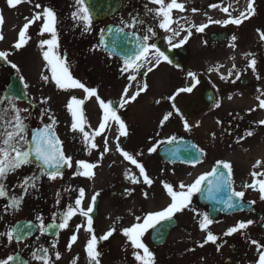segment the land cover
Masks as SVG:
<instances>
[{"label":"rangeland","instance_id":"374dc122","mask_svg":"<svg viewBox=\"0 0 264 264\" xmlns=\"http://www.w3.org/2000/svg\"><path fill=\"white\" fill-rule=\"evenodd\" d=\"M37 1L31 0L30 3L11 8L7 5V0H0V15L3 16L4 20L3 25L0 26V32L4 36V39L0 40V51L12 53L8 60L17 64L21 75L24 76L28 83L27 92L34 104L37 105L35 110L39 113V121L50 123L48 116L42 114L43 109H49L57 121L55 130L59 132L63 142V150L66 155L73 158V167L62 170V178L51 180L47 176H42L39 179L38 200L40 216L43 220L60 219L68 206H75V200L80 188L85 189L86 196L83 205L85 208L90 202L91 196L99 192L98 212L96 218L93 219L95 234L99 238L109 231L110 228L114 227L116 229L108 240H98L97 250L100 252L98 257L100 264H139L133 255L134 249L122 234V229L135 223V217H143L148 212L162 210L170 203V197L163 187L164 182L173 184L175 188H178V184L181 182L185 184L192 183L196 177L208 169L214 160L221 158L231 164L233 163L235 178H238L242 173L249 172V164L253 158H260L261 163L264 164V125L259 124L260 120H264V109L258 106V96H254H261V93L264 92V40L260 36V32H264V4L261 0H255L253 5L255 15L243 21L240 25H234L231 28L233 36L236 37L235 42L233 41L234 47L231 45V48L226 50H220L219 48L221 47H219L216 51L207 52L205 55L192 50L190 59L185 67L181 69H173L168 62L161 61L160 65L149 77V82H151L149 96H140L135 101H130L124 108H119L118 114L120 116L124 115L129 122L127 123L128 135L127 137H120L123 144L120 147L122 146V149L130 154H139L138 157L140 159L138 161L145 164L146 172L148 176L151 175L149 177L153 181L152 185L149 186L142 182L132 184L125 179L126 172L139 175V170L135 165L123 158L120 152L116 150V145H113V143L107 145L109 151L104 153L101 158L104 145L101 143L100 136L95 137V141H97L95 143L99 144L97 145L98 147L89 149L84 142L82 134L71 129L72 117L66 108V104L71 98L68 95L70 91L60 90L54 82L46 83L41 78L45 74L50 77L51 72L42 56L46 46L43 49L41 48V50L38 47L40 45L39 39L50 38L48 34L39 35L40 22L30 26L29 35L31 39L23 48L15 50L12 47L18 40V32L26 22L25 17H31L35 12L41 11V9L35 7L36 4H46L38 3ZM68 2V5H65L61 11H56L57 17L60 15L66 18L72 17V13L76 11L74 6L76 3L75 0H69ZM247 4L248 0H238L236 9L244 11L247 8ZM106 22L102 21L92 24L91 29L86 31L87 40L85 41L82 38L81 30L75 32V28H73L72 33L58 32V36L60 35V55L66 57L72 74L75 72L80 80H83L87 85L90 84L89 82H95L100 85L99 81L107 78L108 70L105 76H101L97 67V62L104 59L98 49L97 39L100 28ZM73 23L80 24L74 20ZM58 29L59 23L57 24ZM83 30L84 27L82 26ZM195 43L193 40L191 46ZM253 51L255 54L248 58V54ZM253 58L257 61L255 72L252 69H248L247 66L248 60L251 61ZM206 59L208 60L207 62ZM76 60H79L78 64L75 62ZM211 63H217L219 66L218 68L215 66L214 75H216L217 80L219 79L218 88L222 89L216 101V104L219 103L220 107H216L215 104V107L205 114L204 110H196L194 108L191 95L189 98L191 100H188L189 103L182 102L177 108L169 99L170 94L167 98L157 99L158 94L172 92L180 86L183 82L182 71L189 69L195 75H198V73L204 74L206 67ZM78 66L87 67L95 79L85 77L86 74L82 73ZM229 72L232 74L227 76ZM245 74L249 75L254 81H257L255 78L258 76L262 77L259 81L261 89L258 94H256L257 90L254 91L255 88L251 85L240 83V77ZM237 75H239V79H236ZM222 76L225 79H222ZM114 79L118 84L122 82L121 75L115 76ZM232 81H235V83ZM234 87L239 88L241 92L239 95L238 92H232L230 95L232 98L229 99V94L226 95L227 92L225 90ZM2 90L3 85H0V95ZM77 93L81 95V92ZM46 97H50V99L46 104H42L41 99ZM76 98L81 99L77 95ZM16 104L21 109H31V106L25 102L16 101ZM3 107H6V105H0V108ZM187 107L189 109L186 112ZM82 108L86 121L85 126L89 127V130L85 131L91 134L99 126V122L102 119V110L99 106L96 107L95 102L91 100H85ZM253 108L256 110L249 111ZM177 110H179V114ZM169 112L172 113V116L161 127L160 120ZM185 120L191 125V131L185 130ZM217 121H220V123H217ZM247 130H252L254 134L251 137H246L245 133ZM173 134H184L193 137L206 151L204 161L193 166L166 164L160 159L157 150L149 153V147L151 148L157 145L159 141L170 138ZM213 134L215 135L213 136ZM241 137L244 138L240 139ZM245 149L246 151H244ZM77 160H85L98 165L93 170V178L89 179L74 174L77 170L75 166V161ZM125 189H134V191L131 195H128ZM145 192L148 193L147 198L143 195ZM260 203L264 204V201ZM192 209H195V211H192ZM202 210L203 208L196 201L195 194L192 197L189 208L176 213V215L179 218V222L185 223L197 235V227H199V221L202 218L198 213L203 214L204 210ZM77 225H84L85 227L80 228L79 232H77ZM200 231L199 229L198 234H201ZM73 234H77L78 239L69 250L67 245ZM195 234L187 233L178 228L172 232L169 241L181 237L182 239H179L182 241L179 246H174L176 247L175 251L177 250V253L190 254L188 244H193L196 237ZM148 236L149 232L145 234L143 240L149 241ZM258 237H260V243L264 244L263 231L257 235ZM88 238L86 218L76 215L71 218L68 228L61 229L57 235L51 238L46 248L49 249V255L54 264H90L85 251ZM186 239L189 242H186ZM199 240L202 243V240ZM147 241H144V243L149 247L150 251H153L154 247ZM53 244L56 245L55 249L52 248ZM172 244V242H167L155 248V264L163 262L164 251L165 249H168V251L173 250ZM201 248H206V245ZM194 249H198V246L194 245ZM194 249L191 248L192 253ZM57 251L61 257L59 260H55L54 253ZM42 254L40 252V255ZM176 256V254L168 253L164 257V262L172 264ZM257 259L256 246L251 243L248 244L245 247L243 264H254Z\"/></svg>","mask_w":264,"mask_h":264},{"label":"snow or ice","instance_id":"6c2138e0","mask_svg":"<svg viewBox=\"0 0 264 264\" xmlns=\"http://www.w3.org/2000/svg\"><path fill=\"white\" fill-rule=\"evenodd\" d=\"M30 2L31 0H7V5L11 8H16L18 5ZM254 2L255 0H248L247 8L244 11H241L237 17H233L229 12V8L224 7L221 10L227 13L229 18L224 20H212L211 17H209V22L223 26H227L228 24L238 26L243 23L244 20L255 15V8L253 7ZM75 3L78 7L76 11L72 13L73 20L82 24L85 31L90 30L93 22V16L90 11L91 5L87 2V0H75ZM150 3L158 6L155 9H148V11L150 13L154 12L155 16L159 18V28L163 29L166 33L171 32V35L166 37L168 45L171 48H179L186 43L192 35V28H194L196 32L202 33L209 26L207 23L199 25L192 24L189 29L185 30L187 31V35L183 36L178 43H173V39L178 37L180 32L171 27V24L174 22L172 12L173 10L184 11V4L180 3L179 0H150ZM35 7L37 9H41V11L35 12L31 17H25L26 22L18 32V40L12 47L15 50L23 48L31 39V36L29 35L30 26L40 22L39 35L44 36V34H49L50 36V38L40 40V47L43 49L46 46V50L43 51V59L46 61L51 72L50 77L46 74L42 75V80L46 83L54 82L56 87L63 91L81 89L85 93L84 99H77L73 96L66 104V108L72 117L71 129L82 134L84 142L89 149H96L98 147L95 143V137L101 136L108 125L112 122L118 125L119 134L116 137L117 141L120 140V137H126L128 135V130L125 121L118 114L119 108H124L130 101H135L142 92H145L148 89V84L144 82L141 85H138L137 90L131 95H129V88H131L132 85L129 84L125 87L119 101V108L114 107V103L112 101L105 102V100L100 98L97 88L88 87L73 76L66 57L60 55L59 36L57 30L58 17L56 11L52 7H42L40 4H36ZM210 7L216 8L218 5L213 4L210 5ZM192 11L195 12L197 9H193ZM136 22L142 23V21H134L132 24L126 25V27L135 28ZM3 23V16L0 15V26H2ZM101 31L103 32L104 30ZM108 31L111 32L112 29H109ZM115 31L119 34L123 30L116 29ZM154 35L155 33L153 29L149 27L147 28V34H145L142 39L135 36L133 37L136 41L135 46L131 48V55L126 54L124 66L121 69L122 72L129 73L127 77L129 81H136L137 77L140 75L147 77L149 73L153 72L154 68H157L160 65L161 61L171 63L169 57L156 45V43H149L151 36ZM260 36L261 39L264 40V32H260ZM3 39L4 36L2 32H0V40ZM124 39H128V34H124ZM232 39L235 41L236 37L233 36ZM115 47H120L123 51L128 47V45H115L114 42V48ZM11 54L12 53L9 51H0V60L9 63L11 68L15 69L19 74L20 69L17 64L8 60V57ZM256 63L257 61L255 59L250 61L249 67L253 70V72L256 71ZM215 70L216 69H211V71ZM231 74L232 73L229 72V76ZM188 76H190L193 80L196 79L195 73L189 72ZM221 78L225 79L223 76ZM259 78L260 77L258 76L257 79ZM236 79H239V75L236 76ZM19 82L22 87H13L9 93L0 97V105H6V107L0 108V197L9 196L8 185L5 181L10 174L16 173L22 167L32 165L39 170V173H33L30 176H23L20 178L18 187L22 189V195H11L10 203L8 205V207L14 209H18L20 207L23 202L24 195H27L29 189L36 187V181H38L42 176H47L51 180L62 178V169L65 167H73V158L66 155L63 150V142L60 140L55 131L57 121L50 113L49 109H43L42 114L48 116L50 123L43 124L42 127L29 129L28 124L26 123L28 117L23 115V113L29 111L28 108L21 109L16 104L17 100L28 99L29 105H32V100L28 98L26 91L29 88V85L23 75H19ZM232 82L235 83V81ZM194 86L195 85L192 87ZM192 87L178 89L177 95L183 92H191ZM257 91L260 90L257 89ZM261 96H264V92L261 93ZM93 97L98 101L99 107L102 110V119L99 122L98 128L90 134L88 131H85L86 121L82 106L84 105L86 99ZM172 98L173 97H169V99ZM231 98L232 97L229 96V99ZM49 99L50 97L42 98L41 103L46 104ZM257 100L259 101L258 106L261 109H264V99H261L260 96H258ZM157 103H159V101H157ZM216 107H220V104L217 103ZM255 110L256 109L253 108L249 111ZM177 113L179 114V110H177ZM171 116V112L165 114L160 120V126L163 127L165 122H167ZM181 118L183 119V117ZM217 123H220V121H217ZM259 124L264 125V120H260ZM184 128L186 131H191V125H189L187 120L184 121ZM29 133H31L30 139ZM253 134L252 130H247L245 133L246 137H251ZM157 135H159V133H157ZM214 135L215 134H213V136ZM243 138L244 137H241L240 139ZM176 140L177 138L172 136L168 138L167 141H159L157 145L149 148L148 151L149 153L155 152L160 143L172 144ZM237 142H239V140H237ZM116 150L120 152L125 160L135 165L139 170V175L126 172L125 179L129 180L132 184H139L142 182L151 186L153 181L148 176L145 166L140 163L134 155L122 149L119 142L116 145ZM108 151L109 148L107 146V138L105 137V144L103 152L101 153V158L104 153H107ZM184 151L187 153L190 158V162L192 163L200 162L199 156L204 155V150L195 144L187 146ZM177 152H179V149H176V151L173 152V155H176ZM196 153H199V156H197ZM260 165L261 161L258 160L253 167L257 168L260 167ZM75 166L77 169L74 173L75 175L91 179L94 177L93 170L98 165L86 162L85 160H77L75 161ZM250 175L252 177V182L245 184L244 187L257 190L260 194V199L264 200V172L253 171ZM232 176L233 172L231 163L226 161H217L216 166L213 167L211 171L199 175L192 183L185 184L181 182L178 185V188H175L173 184L164 182L163 187L166 190L167 195L170 197V203L162 210L148 212L143 217H135V223H132L130 226L122 229L123 236L127 238L130 246L134 249L133 255L135 260L138 261L139 264H155L154 254L144 243L143 237L150 229L156 230L158 225L163 226L164 222L171 221L176 213L189 208V205L192 202V197L197 193H201L202 186L205 184L207 198L209 200L224 204L228 209L242 208L241 201L245 196V192L236 191L234 189ZM133 191L134 189H125V192L128 195H131ZM99 195V192L94 193L85 208L83 205L86 193L84 188H80L78 190V196L75 200V206L67 207V210L62 214L60 223L57 225L60 229H66L69 227V222L72 217L80 215L86 218V231L89 234V238L86 242L85 251L90 264H100L98 259L100 252L97 250L98 240H108L109 237H111L116 231L114 227L110 228L109 231L99 238L95 234L91 214L94 211L97 197ZM143 195L147 198L148 193L145 192ZM249 203H255V201H251ZM192 211H195V209H192ZM198 215L202 216L199 221V227L202 231L206 232V237L204 241L199 244V247H204L205 244L211 242L212 244L217 245V251H219L220 245L217 244V241L220 237L213 234V232L209 230V226L214 222L213 219L210 218L208 213H198ZM38 219H40L39 227L42 234L53 227L52 225H48L46 227L42 218L38 217ZM253 223L254 221L252 220H248L246 222L239 221L235 226L229 227L223 235L231 236L234 233L249 228V226ZM33 227L34 226L31 222H29L27 225L13 227L6 233H0V236H6L9 243H11L14 239L16 241H20L30 234ZM82 227L85 226L77 225L76 231L79 232ZM77 239V234H73L71 236L70 242L67 245L69 250ZM250 243L256 246V251L258 253V259L255 261V264H264V244H261L255 239H251ZM55 247L56 245L53 244L52 248L55 249ZM39 251L43 254L38 255L37 252L32 253V256L35 259L41 261L42 264H54V261L49 255L48 248H42ZM54 255L55 260H59L61 258L58 251L55 252ZM14 261L16 264H27V262L22 260V258L18 255H9L4 259H0V264H11V262Z\"/></svg>","mask_w":264,"mask_h":264},{"label":"flooded vegetation","instance_id":"af4514ba","mask_svg":"<svg viewBox=\"0 0 264 264\" xmlns=\"http://www.w3.org/2000/svg\"><path fill=\"white\" fill-rule=\"evenodd\" d=\"M179 2L184 4V11L173 10L172 12V18L174 22L171 24V27L180 32V35L173 39V43H178L179 40L183 38V36L187 35V31L185 30L189 29L192 24L199 25L202 23H207L209 26L202 33L196 32L194 28L191 29L192 31L191 37H189L187 42L181 46L182 50H184L187 55L186 62L183 66L176 69H181L185 67L187 61L190 59V54L192 50L194 52H200L202 55L203 54L205 55V53L207 52L216 51L219 47H221L219 48L220 50H226L228 48H231V45H233V43L235 42V41L233 42L232 39L233 32L231 29L232 27H234V25L228 24L227 26H223L220 24L210 23L208 19L209 17H211L212 20H224L229 18L228 14L221 10L226 0H179ZM213 4L218 5V7L216 8L210 7V5ZM156 7L158 6L150 3V0H123L122 7L120 8V10L115 12L112 16L113 22L129 31L138 32L142 37L145 34H147V28L151 27L155 35L151 36L149 43L154 42L161 49V46L166 44L168 45L166 37L171 35V32L166 33L163 29H160L158 26L159 18L155 16L154 12L150 13L148 11V9H155ZM193 9H197V11L193 12L192 11ZM134 21H142V23L136 22L135 28L126 27V25L132 24ZM58 23H59L58 32L69 33L70 22L67 19H65V17H59ZM224 31H227L228 35L224 39H220ZM89 35H91V33H89ZM86 40H87V32H86ZM193 40L196 43L193 46H191ZM249 54H248V58L249 56H252L255 53L253 51L252 53L250 52ZM78 61L79 60H76L75 62L78 64L79 63ZM207 61L208 60L206 59V62ZM247 64H248L247 65L248 69H251L249 67L250 64L249 60ZM123 66H124V61L118 57H114V60L112 62H109L105 65L101 64L98 67V71L102 76H105V73L108 70L107 78L99 81L101 83L100 85H98L95 82H89L90 84L86 86L97 88L98 94L101 99H106L108 101L109 99H112L115 102V101H120L123 90L128 83L136 82V89L133 91L135 92L137 90L138 85H141L142 83L146 82L148 84V89L145 92H142L140 96L143 95L149 96V89H151V82H149V77L153 72L149 73L147 77H143L142 75H140L137 77L136 81H129L127 78L129 73L121 71ZM215 66L216 68L219 67L217 63H211L206 67L204 74L198 73V75H196V79L193 80L194 81L193 85L195 86L192 87V91L180 93L181 96L186 99L191 95L192 98L196 100L198 107L203 109L202 105L198 102V99L199 98L203 99L205 92H207V90L211 88L213 89L215 93V99L217 100V97L220 94V90L222 89L218 88L219 79L217 80L216 75H214V71H211V69H215ZM78 67L80 68L82 73L84 72V74H86L85 77L93 78L87 67L85 66H78ZM155 69L156 68H154L153 71H155ZM12 72H14V70L13 68H11V65L3 60H0V85H3V88H5L6 85L8 84ZM189 72H191L189 69H185L184 71H182L181 77L183 79V82L180 84L181 85L180 88L186 87L185 84L189 80L188 79ZM119 75H121L122 78V82L120 84H118L114 79L115 76H119ZM73 76L80 80L79 76H77L75 72L73 73ZM227 76H229V73L227 74ZM261 78L262 77H260L259 79L255 78L257 81H254L252 78L249 77V75L245 74L242 75V77H240V83L249 84L252 87H254L255 88L254 91H256L257 89L259 90L261 89V83L259 82ZM225 91L227 92L226 95L229 94V96L231 95L232 92H238V95L241 92V90L237 87L227 88ZM258 93L259 91L256 92V94ZM168 94L169 92L158 94L157 99L158 98L163 99L167 97ZM254 96H259V95H254ZM0 97H3V94H1ZM153 97L156 98L155 96ZM260 98L264 99V96H260ZM17 101L23 102L21 100H17ZM25 103L29 104L28 102ZM36 108L37 105L34 104V101L32 100L31 109L28 112L23 113L25 117H28L26 123L28 124L29 129H33L40 125L39 113L37 110H35ZM30 136L31 133H29V139ZM107 143H109L108 138H107ZM103 144H105V142H103ZM244 151H246V149ZM134 155L136 158H139L138 155L136 154ZM258 160L260 161V159L253 158L251 160V163L249 164L250 166L249 172L245 174L243 173L240 174L238 178H235V168L233 166V163L231 164L232 172H233L232 179L234 181L233 187L236 191L245 192V196L243 200H245L246 202L255 201V203H251L254 207V211H238L232 214H219L217 217L212 218L214 222L209 226V230L212 231L213 234L220 237V239L217 241V244L220 245L219 251H217V245L212 244L211 242L205 244L206 248L204 249L199 247V244L201 243L199 239H201L203 242L206 237V232L201 230L200 232L201 234H198V229H197V235H196L195 231L189 229V227H187L185 223L179 222V218L175 214L174 217L177 218L178 223L177 226L172 229L168 239L166 240V243L172 242L173 247L179 246V244L182 241L180 240L182 239L181 237H179L180 239L175 238V240L174 239L172 241L169 240L171 238L170 236L172 235V232L175 229L180 228L181 230H184L187 233H194L196 236L193 244L191 245L188 244V249L191 248L194 249V245L198 246V249H194L193 253L192 250H190V254L184 252H183L184 254L177 253V250L175 251L176 247H174L173 250L170 251H168V249H165L164 257L170 252L171 254H176L177 255L176 259L172 264H243V258L245 256V247L248 244H250L251 239H255L258 242H260V237L257 238V235L261 231L264 232L263 229L264 204L260 203L263 202L264 200L260 199V194L257 190L248 189L244 187L245 184L252 182V177L250 175L251 172L253 171L264 172L263 163H261L260 167L257 168L253 167V165L256 164ZM217 161H226V160L222 158L218 160H214V162L211 165H209L210 166L209 168L211 169L216 164ZM68 168L69 167H65V169ZM33 173L38 174L39 170L34 165L25 166L22 167L20 170H18L16 173L10 174L7 180L5 181V183L8 185L9 196L0 197V233H6L7 231L11 230V228L15 226L16 222L19 219H25L27 224L31 222L33 226L35 224V230L31 232L29 236H26L24 239L20 241H16L14 239L11 243L8 242L6 236H0V259H4L9 255H13V256L18 255L19 257L22 258V260L26 261L27 264H42L41 261L35 259L32 256V253L37 252V254L40 255V251H39L40 248L42 247L46 248L51 238L57 235V234L48 235L47 232L42 234L40 231V227H39L40 219H38V217L41 218L40 209H39V200H38L39 180L36 181V187L29 189L27 195H24L23 202L18 209L8 207L10 203L11 195H16V196L22 195V189L18 187V184L20 183V178L23 176H30ZM202 208L204 210V211L202 210L203 213H207V207L204 206ZM54 219L55 218H51L47 220L42 219V220L44 225L47 226L48 222ZM248 220L254 221V223L250 225L249 228L234 233L231 236L223 235L229 227L235 226L239 221L246 222ZM186 242H189V240L186 239ZM153 251L156 252L155 249ZM164 257H163V262H164ZM163 262L161 264H166V262L164 263ZM11 264H16V262L15 261L11 262Z\"/></svg>","mask_w":264,"mask_h":264},{"label":"water","instance_id":"95a60500","mask_svg":"<svg viewBox=\"0 0 264 264\" xmlns=\"http://www.w3.org/2000/svg\"><path fill=\"white\" fill-rule=\"evenodd\" d=\"M264 1V0H263ZM87 2L91 5L90 11L94 18H106L110 16L117 8H119L121 4V0H87ZM109 29H112V31H108ZM116 29H121L120 27L114 26L113 24H108L106 28L104 29L101 37H100V43L102 46L110 53H115L120 55L122 58L125 59L126 54L131 55V48L135 46V39L133 38L138 37L136 34H130L128 32L123 31L119 34L116 33ZM128 34V39H124V34ZM114 42L115 45L125 44L128 45L127 48H125L123 51L120 47L114 48ZM165 54L174 62H178V50L174 51L172 49H165ZM183 56V53H181ZM14 86L17 88L22 87L20 85V82L17 79H14ZM211 99V96L208 97ZM194 144V142L190 139H186L183 137H179L175 142L172 144H164L160 147L159 153L162 157L165 159H168L170 161H185L190 162V158L188 157L187 153L184 151L185 148L189 145ZM176 149H179V152L176 153V155H173V152L176 151ZM197 156H199V153H196ZM201 156H199V159ZM227 171V170H225ZM198 199L201 203L207 204L209 206V213L212 216H215L217 212L222 211L224 213H230L239 209H246L249 208L248 204L242 203V208H232L228 209L224 204L217 203L216 201L209 200L207 198V191H206V184L202 186V192L199 193ZM94 215V212L92 213ZM175 224V220L172 219L171 221L164 222L163 226L158 225L157 229L153 233V241L156 244L162 243L170 230V228Z\"/></svg>","mask_w":264,"mask_h":264}]
</instances>
